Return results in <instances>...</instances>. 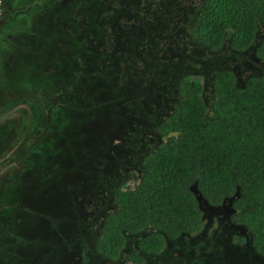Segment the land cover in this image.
<instances>
[{"label": "rangeland", "instance_id": "obj_1", "mask_svg": "<svg viewBox=\"0 0 264 264\" xmlns=\"http://www.w3.org/2000/svg\"><path fill=\"white\" fill-rule=\"evenodd\" d=\"M182 1L3 0L0 264H127L136 237L113 261L94 245L115 191L133 187L143 158L167 142L156 128L180 96L209 101L220 70L240 88L264 75L255 45L194 43L188 20L204 0ZM200 205L203 229L148 264H264L229 203Z\"/></svg>", "mask_w": 264, "mask_h": 264}, {"label": "trees", "instance_id": "obj_2", "mask_svg": "<svg viewBox=\"0 0 264 264\" xmlns=\"http://www.w3.org/2000/svg\"><path fill=\"white\" fill-rule=\"evenodd\" d=\"M189 2L194 5L181 3ZM167 9V16L181 17ZM193 16L188 35L194 43L210 52L226 45L245 52L255 45L264 61V0H204ZM212 89L209 101L201 92L178 98L173 114L156 128L167 142L143 158L133 187L115 191L116 209L94 245L107 261L119 258L129 237L138 241L126 263L148 264L146 256L161 255L168 242L200 232L201 201L229 203L232 219L264 256V75L240 88L235 73L223 69Z\"/></svg>", "mask_w": 264, "mask_h": 264}, {"label": "flooded vegetation", "instance_id": "obj_3", "mask_svg": "<svg viewBox=\"0 0 264 264\" xmlns=\"http://www.w3.org/2000/svg\"><path fill=\"white\" fill-rule=\"evenodd\" d=\"M3 0H0V7L2 6Z\"/></svg>", "mask_w": 264, "mask_h": 264}, {"label": "clouds", "instance_id": "obj_4", "mask_svg": "<svg viewBox=\"0 0 264 264\" xmlns=\"http://www.w3.org/2000/svg\"><path fill=\"white\" fill-rule=\"evenodd\" d=\"M1 10V9H0Z\"/></svg>", "mask_w": 264, "mask_h": 264}]
</instances>
